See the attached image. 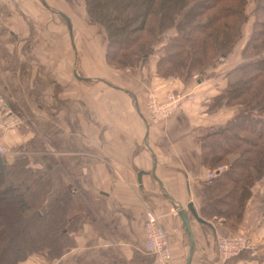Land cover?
Wrapping results in <instances>:
<instances>
[{
	"label": "crops",
	"instance_id": "crops-1",
	"mask_svg": "<svg viewBox=\"0 0 264 264\" xmlns=\"http://www.w3.org/2000/svg\"><path fill=\"white\" fill-rule=\"evenodd\" d=\"M44 2L49 12L36 0H0V86L26 119L20 129L2 137L7 150L3 160L11 164L29 154L34 170L51 177L41 210L67 193L72 205L68 222H76L68 234L72 243L67 253L51 262L33 256L21 264H150L144 250L149 211L160 217L169 237L172 264H184L189 239L180 217L168 211L173 203L185 207L191 202L200 217V187L209 169L202 163L201 140L231 122L230 114L222 118L223 110H209L210 101L223 90L218 82L225 74L202 76L196 94L182 100L175 117L151 127L143 83L158 88L162 98L171 90L158 79L154 65L150 73L139 74L141 86L134 89L80 74L78 63L90 69L105 63L104 54L73 40L68 25L47 20L58 9L52 0ZM95 82L111 89L85 90L84 83ZM79 83L84 88L80 96ZM27 114L37 118L27 120ZM33 139L43 140L38 156L16 150ZM139 171L144 173L140 183ZM263 210L264 178L253 187L237 225L238 233L257 244V255L243 252L226 261L219 258L216 241L233 232L219 221L202 218L204 225L188 214L194 240L190 264H264ZM175 227L177 233L172 232Z\"/></svg>",
	"mask_w": 264,
	"mask_h": 264
},
{
	"label": "trees",
	"instance_id": "trees-1",
	"mask_svg": "<svg viewBox=\"0 0 264 264\" xmlns=\"http://www.w3.org/2000/svg\"><path fill=\"white\" fill-rule=\"evenodd\" d=\"M246 5L247 0H86L85 8L105 29L107 62L121 67L131 66L133 56L143 49L140 57L146 56L147 42L156 33L175 28L177 37L158 61L157 72L159 68L160 76L168 78L173 71H182L187 81L215 57H227L248 19ZM257 22L251 43L255 35L257 40L264 36V21L258 22L263 30L256 34ZM250 42L251 54L260 55V47ZM237 69L238 76L213 99L210 108L223 101L227 105L239 102L244 107L242 114L201 140L202 163L209 169L223 165L224 155L236 154L224 173L200 187V217L219 220L232 232L243 217L252 187L264 176V54ZM50 189V175L30 168L24 157L0 167V264H21L33 256L51 262L70 250L68 234L76 222H68L71 200L63 193L42 211Z\"/></svg>",
	"mask_w": 264,
	"mask_h": 264
},
{
	"label": "rangeland",
	"instance_id": "rangeland-1",
	"mask_svg": "<svg viewBox=\"0 0 264 264\" xmlns=\"http://www.w3.org/2000/svg\"><path fill=\"white\" fill-rule=\"evenodd\" d=\"M36 1H39V0H36ZM48 1H51V0H48ZM52 2H49V3L56 6V8L58 10L56 11V14H54V15L51 13L52 16L49 18L47 17V20L53 19L54 23H61V25L67 26V23H66L64 17H61L59 14V13H61V11L65 12L67 15L70 16V18L72 20V22L70 24V30L73 33L72 34L73 40H75L77 43H79L80 41L83 43L87 42V44L93 45L98 50L99 53L104 54V62L105 63H102V64L99 63L100 65L96 64V66L90 67V69L85 67V65L83 63H81V65H79V63H78L77 64V71L80 74L100 76V77H103V79L105 78L108 81L112 82L113 85H114V83L116 85H123V86L127 85L130 88L134 89V85L135 86L136 85L141 86V83L139 84V78H140L139 74L142 73L144 75V74L150 73V71H151L150 64L154 65L155 71L158 75V79L161 80V82H167L169 88L171 89L170 92H168V94H166L162 98L159 95L158 88L155 89V87L152 86V88H153L152 89L149 86H147L145 83H143L142 88L147 87V88H145L146 97L148 94H152L159 101H164L165 98H167V96L169 94H177V93H180V94L182 93L184 96V98H183L184 100H185V98L193 97V95L196 94V93H194V91L196 90V87L202 82L200 80V78H202V76L210 77L212 75L213 77L216 76L218 78V77L224 76V74H225L226 79L222 78V80H220L218 82V83H220V86L223 85V88H222L223 90H221L219 92V94H220L225 89H227L228 84H229L228 82H231V81L233 82L234 78H236V76H238L239 73L236 72V71H238V69L234 71L236 66L238 67L241 64L247 63L248 61L253 60L254 58L264 54V36H262L261 40H257L258 37H257V35H255L253 38L254 40L252 41V43L256 42L255 45L260 47L259 48L260 51L258 52V54L260 53V55H252L251 54L252 53L251 48L253 46L251 45L250 47H248V45H247L248 42H250L249 39L252 38V34H253L252 32H253L254 27H255L254 26L255 22L264 21V12L261 10V5H264L263 4L264 2H262V0H247V5L245 7V13L248 16V19H247L246 23L242 26L240 38H238L236 44L234 45V47L232 48L230 53H228L227 57H222V58L221 57H215L212 60V62L207 66V68H205V69L202 68L200 71L199 70L194 71L192 76L190 77V79L187 81L183 79L184 74L182 71H173V73H174L173 77H168V78H162L160 76L159 73L161 71L159 68H158L159 73L157 72L158 61L160 60V58L166 56L171 42L177 37V31L175 30V28L170 27L167 30H164L163 32H161L159 34L156 33L155 34L156 37H154V40L153 41L148 40V42H147V43L150 42V45L148 44L149 46L148 45L146 46V47H148L147 49H149V51L146 53L147 54L146 56L140 57L141 53L144 51V49H143L142 52H138L135 56H133V58L131 60V63H132L131 66L121 67V66H117L116 64L113 65L111 62L110 63L107 62L105 55H106L108 40H107V35L105 32V29L103 26L94 22L88 16V14L86 12V8H85L86 0H52ZM43 8H45V7L43 6ZM46 10H48V12H49V9L46 8ZM57 12H59V13H57ZM154 20H156V17H154ZM258 22H257L256 28H255L256 34L258 31L263 30L262 27L258 26ZM130 37L134 38V35H130L129 38ZM73 40H72V42H73ZM141 41L142 40H140V42ZM124 42H126V40H123L122 42L120 41L119 47L122 46V44ZM252 43L250 42V44H252ZM245 47H246V51L243 52ZM252 49H254V48H252ZM112 52H113V50L110 48V50H109L110 56H111ZM232 59H233V63L231 64ZM166 66L167 65L163 66V68ZM233 66H235V67L233 68ZM74 69H76V68L74 67ZM86 69H88L90 71L88 72ZM175 74H177V75H175ZM196 80H198L199 83H196ZM144 81L147 82L146 80H144ZM144 81H142V82H144ZM93 84L94 85L84 83L83 85L85 86V90L91 89V88L95 89V88H97V86L99 88L104 89V90L105 89H111L110 87L106 86L105 84L103 85L102 83H99V82H95ZM95 85H96V87H95ZM78 92H79L78 93L79 96L84 92V88L81 86L80 83L78 84ZM212 101H213V99L210 102H212ZM210 105H211V103H210ZM218 105H220V106L218 107ZM218 105L216 106V108L211 107L209 110L210 111L223 110L222 111V118L224 116H227L230 114L231 120H232V118H236V115L239 117L242 114V111L244 110L243 105L239 104V102H236V103L233 102V103H230L229 105H227L223 101L221 103H218ZM225 111H228V114L225 113ZM176 112H177V110H175L168 119L161 122V124L167 123L168 120L174 118ZM27 116L29 118L30 117H32L34 119L37 118V115H35V114H31V115L27 114L26 118H27ZM263 116H264V114H263ZM27 120H28V118H27ZM25 122H26V119H25ZM25 122L23 120V123L21 125H19L18 127H16V129H13V130L16 131L17 129H20L22 127V125H24ZM184 128H186V126H184ZM21 132L25 135L28 134L22 130H21ZM6 134H4L2 136L4 137ZM34 140L35 139L30 141L29 143H28V140L27 141L24 140V142L22 143V146H20V147L16 146V150L18 151L20 149V153H25V152L30 151V153L36 154L34 156H38L39 153H41V151L39 152V150H42L44 148V144H43V140H41V139H36L35 141ZM26 143H28V144H26ZM41 143L43 144V148L41 146ZM23 148L26 151L25 150L22 151ZM36 148L38 149V151H33V149H36ZM47 148H48V150L51 149L49 146H47ZM200 149H201V146H200ZM235 157H236L235 153L224 155L223 156V163L224 164L216 167V169L225 167L227 170V168H228L227 164L231 163ZM24 158H26L28 160V165H30V168L34 169L33 166L30 164L29 154L27 155V157L25 156ZM15 161H13L12 163H14ZM4 163H5V161H4ZM224 172H222V173H224ZM263 178H264V176L261 179H259L258 182H260ZM203 183H209V182L203 181ZM252 189H253V187H252ZM170 208H172V210L175 212L172 205ZM199 209H200V207H199ZM168 212H170V211H168ZM158 221H160V217H159ZM215 221H217V220H215ZM228 229L232 232V230L230 228H228ZM233 234H239L237 232V229L235 232L233 231Z\"/></svg>",
	"mask_w": 264,
	"mask_h": 264
},
{
	"label": "built area",
	"instance_id": "built-area-1",
	"mask_svg": "<svg viewBox=\"0 0 264 264\" xmlns=\"http://www.w3.org/2000/svg\"><path fill=\"white\" fill-rule=\"evenodd\" d=\"M183 98L182 93H177L169 94L164 101H159L154 95L148 94L146 97V118L148 125L153 127L168 119L178 109ZM22 123V117L8 103L0 86V158H3L7 154V150L1 142L2 135L16 129ZM225 170V167L209 169L204 181L211 182ZM169 211L175 214L172 208ZM158 219L159 216L150 211L145 214L144 250L151 257L150 264H172L169 237L160 226ZM178 231L179 228L175 227L172 229L174 233ZM257 247L255 242L240 233L220 237L216 241L217 252L222 261L237 257L243 252H248L251 257H255L257 255Z\"/></svg>",
	"mask_w": 264,
	"mask_h": 264
},
{
	"label": "water",
	"instance_id": "water-1",
	"mask_svg": "<svg viewBox=\"0 0 264 264\" xmlns=\"http://www.w3.org/2000/svg\"><path fill=\"white\" fill-rule=\"evenodd\" d=\"M41 2V4L45 7L48 8V6L46 5V3L44 2V0H39ZM61 16L64 17L65 21L67 22V25L69 27V32H70V24H69V20L68 18L63 15L62 13H60ZM4 164V160L3 158H0V167ZM144 173L139 171L137 176H138V182H141V176ZM173 209L175 210L176 214L180 217L181 222H182V228L185 232V234L187 235L188 239H189V250H188V256L186 258V261L184 264H190L191 258H192V254H193V250H194V240H193V236H192V232H191V228H190V223H189V217L188 214H190L197 223L200 224H204L206 225V222L200 218L197 213L195 212L194 208H193V204L191 202L187 203L185 205V207H183L180 204H175L173 203ZM208 225V224H207Z\"/></svg>",
	"mask_w": 264,
	"mask_h": 264
}]
</instances>
